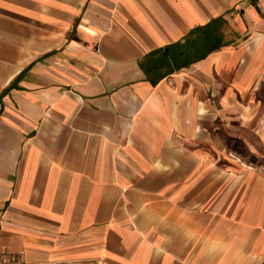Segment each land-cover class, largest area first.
I'll return each mask as SVG.
<instances>
[{
	"label": "crops",
	"instance_id": "crops-1",
	"mask_svg": "<svg viewBox=\"0 0 264 264\" xmlns=\"http://www.w3.org/2000/svg\"><path fill=\"white\" fill-rule=\"evenodd\" d=\"M187 37L202 55L161 65ZM19 252L264 264V0H0V254Z\"/></svg>",
	"mask_w": 264,
	"mask_h": 264
},
{
	"label": "trees",
	"instance_id": "trees-1",
	"mask_svg": "<svg viewBox=\"0 0 264 264\" xmlns=\"http://www.w3.org/2000/svg\"><path fill=\"white\" fill-rule=\"evenodd\" d=\"M206 34L202 35L200 39H205ZM205 41L195 43L189 37L183 39L180 42L171 44L162 49V61L161 65H176V67H181L189 63L192 59L200 57L203 51L206 49Z\"/></svg>",
	"mask_w": 264,
	"mask_h": 264
},
{
	"label": "built area",
	"instance_id": "built-area-1",
	"mask_svg": "<svg viewBox=\"0 0 264 264\" xmlns=\"http://www.w3.org/2000/svg\"><path fill=\"white\" fill-rule=\"evenodd\" d=\"M22 261V253L0 254V264H19Z\"/></svg>",
	"mask_w": 264,
	"mask_h": 264
},
{
	"label": "rangeland",
	"instance_id": "rangeland-1",
	"mask_svg": "<svg viewBox=\"0 0 264 264\" xmlns=\"http://www.w3.org/2000/svg\"><path fill=\"white\" fill-rule=\"evenodd\" d=\"M241 163H242L243 165H250L249 162H245V161H241Z\"/></svg>",
	"mask_w": 264,
	"mask_h": 264
}]
</instances>
